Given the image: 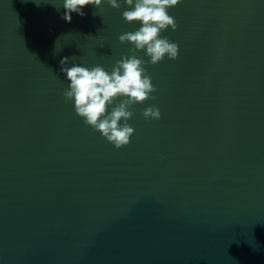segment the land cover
<instances>
[{
  "label": "water",
  "instance_id": "water-1",
  "mask_svg": "<svg viewBox=\"0 0 264 264\" xmlns=\"http://www.w3.org/2000/svg\"><path fill=\"white\" fill-rule=\"evenodd\" d=\"M62 3L0 0V264H264V0L169 10L179 56L147 66L156 100L121 148L65 99L60 61L110 71L139 25Z\"/></svg>",
  "mask_w": 264,
  "mask_h": 264
},
{
  "label": "clouds",
  "instance_id": "clouds-1",
  "mask_svg": "<svg viewBox=\"0 0 264 264\" xmlns=\"http://www.w3.org/2000/svg\"><path fill=\"white\" fill-rule=\"evenodd\" d=\"M184 0H63V19L71 23L72 14L86 15L85 6L100 8L107 3L112 8H124L122 16L139 26L122 33L121 43L130 44L129 54L117 59L111 70L102 64L71 63L73 57L61 58V72L68 81L63 95L74 105L83 123L100 132L109 143L121 148L131 142L135 128L129 122L133 106L156 100V86L148 71L167 57L177 59L180 46L163 35L169 28L177 30L176 18L170 9ZM126 6V7H125ZM101 43L100 47H103ZM138 53H140L138 55ZM147 57V59H145ZM145 119L159 120L162 112L152 104L143 109Z\"/></svg>",
  "mask_w": 264,
  "mask_h": 264
}]
</instances>
